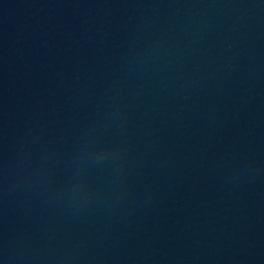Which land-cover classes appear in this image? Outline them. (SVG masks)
I'll list each match as a JSON object with an SVG mask.
<instances>
[{"label":"water","instance_id":"95a60500","mask_svg":"<svg viewBox=\"0 0 264 264\" xmlns=\"http://www.w3.org/2000/svg\"><path fill=\"white\" fill-rule=\"evenodd\" d=\"M0 264H264V0H0Z\"/></svg>","mask_w":264,"mask_h":264}]
</instances>
